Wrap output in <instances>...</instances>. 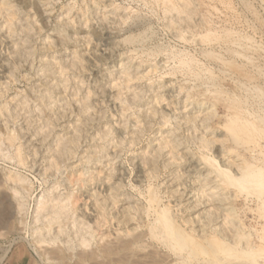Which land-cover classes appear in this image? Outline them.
Listing matches in <instances>:
<instances>
[{
    "label": "rangeland",
    "instance_id": "374dc122",
    "mask_svg": "<svg viewBox=\"0 0 264 264\" xmlns=\"http://www.w3.org/2000/svg\"><path fill=\"white\" fill-rule=\"evenodd\" d=\"M0 9V64L5 66L0 69V135L18 136L16 146L5 140L0 147V173L18 172L26 179L23 187L12 185L20 197L10 198L8 227L0 220V264H142L141 259L186 264L188 256L187 264H251L254 256L245 243L232 246L231 255L222 254L223 261L201 250L192 255L187 249L180 256L149 236V220L166 206L185 233L204 226L197 237L204 245L235 229L256 242L264 226L259 202L229 185H208L210 175L220 180L207 175L203 155L216 156L235 175L240 168L228 161L239 160V154L264 167V138L260 144L238 142L227 128L234 115L264 125V0H0ZM60 140H78L76 157L51 170L50 155ZM17 144L28 160L22 167L6 157ZM88 153L99 161L81 163ZM70 177L87 180L69 184ZM151 193L159 197L153 206L147 200ZM50 194L80 197L76 207L88 210L92 219L70 213L67 227L75 230L76 221L85 233L72 229L62 241L41 246L35 237L42 234L33 232L45 222L36 220V209ZM229 201L235 215L227 218ZM99 218L102 226L95 222ZM55 231L57 226L48 236L54 238ZM141 231L148 236L130 248L99 255L96 262L79 260L118 235L129 241ZM82 239L89 245L82 246ZM55 253L66 260L51 258ZM258 260L264 264V253Z\"/></svg>",
    "mask_w": 264,
    "mask_h": 264
},
{
    "label": "bare ground",
    "instance_id": "6f19581e",
    "mask_svg": "<svg viewBox=\"0 0 264 264\" xmlns=\"http://www.w3.org/2000/svg\"><path fill=\"white\" fill-rule=\"evenodd\" d=\"M167 1H170V0H167ZM191 1V0H190ZM166 3V2H165ZM164 3V4H165ZM193 3V2H192ZM190 4V3H189ZM6 5V4H5ZM174 5V4H173ZM172 5V6H173ZM227 5H230V4H227ZM188 6V5H187ZM6 7V6H5ZM171 6L167 7L168 10ZM184 7V6H183ZM9 8V6L7 7ZM12 9V8H11ZM166 9V8H165ZM172 9H175V8H172ZM1 10V9H0ZM186 11V10H185ZM183 11V12H185ZM182 12V11H181ZM167 13V12H166ZM176 13V12H175ZM174 18V17H173ZM186 19V18H185ZM10 20V19H9ZM15 20V19H14ZM178 20V19H177ZM173 21V20H172ZM180 21V19H179ZM172 24V23H171ZM183 24V23H182ZM186 24V23H185ZM10 32V31H9ZM184 34V33H183ZM210 34V33H209ZM12 35V34H11ZM208 35V34H207ZM233 35V34H232ZM181 38V36H178ZM214 37H216L214 35ZM211 38V37H209ZM207 38V39H209ZM214 39V38H213ZM226 39V38H225ZM228 39V38H227ZM218 40V39H217ZM229 41V40H228ZM232 41V40H231ZM235 41V40H233ZM211 42V41H210ZM233 43V42H232ZM230 42V44H232ZM246 45V44H245ZM18 49V48H17ZM21 49V48H20ZM21 51V50H20ZM214 53V52H213ZM1 55V54H0ZM20 55V53H19ZM18 56V55H17ZM16 56V57H17ZM142 56V55H141ZM1 57V56H0ZM173 57V56H172ZM218 57V56H217ZM193 60V59H192ZM197 60V59H196ZM2 61V60H1ZM18 61V57L14 60V62H17ZM190 61V60H189ZM246 61V60H245ZM248 61V60H247ZM11 62V61H10ZM228 62V60H227ZM75 63V62H74ZM183 63V61H182ZM185 63V62H184ZM183 63V64H184ZM187 63V62H186ZM160 64V63H159ZM163 64V63H162ZM181 64V62L179 63ZM194 64V63H193ZM21 65V64H20ZM228 65V64H227ZM198 66V65H197ZM4 65L3 64H0V69L3 71L4 69ZM64 67V66H63ZM129 67V66H128ZM127 68V67H126ZM159 68V67H158ZM240 68V67H239ZM242 68V67H241ZM154 69V68H153ZM0 70V71H1ZM12 71V70H11ZM234 71V70H233ZM60 72V71H59ZM47 73V72H46ZM63 73V72H62ZM147 73V72H146ZM242 73V72H241ZM246 72H244L245 74ZM143 75V74H142ZM164 75V74H163ZM247 75H249V73H247ZM246 75V76H247ZM135 76V75H134ZM250 76V75H249ZM252 76V75H251ZM133 77V76H132ZM247 79L250 80L249 77H245ZM252 79V78H251ZM121 80V79H120ZM136 80V79H135ZM123 81V80H122ZM113 82V81H112ZM189 82V81H188ZM193 83V82H192ZM52 85V84H51ZM161 85V84H160ZM192 87V86H191ZM121 89V88H120ZM139 89V88H138ZM260 90V89H259ZM40 91V90H39ZM44 92V91H43ZM42 92V93H43ZM259 93V92H258ZM44 94V93H43ZM49 96V95H48ZM261 96V95H260ZM1 97V96H0ZM167 98V97H166ZM4 99V98H3ZM45 99V98H44ZM158 100V99H157ZM52 101V100H51ZM79 101V100H78ZM83 101V100H82ZM155 101V100H154ZM159 101V100H158ZM42 102V101H41ZM241 103V102H240ZM9 105V104H8ZM11 105V104H10ZM196 105V104H195ZM84 108L87 107L86 104L83 105ZM47 107V106H46ZM196 107V106H195ZM236 107V106H235ZM28 108V107H27ZM153 108V107H152ZM238 109L240 107H237ZM53 109V108H52ZM237 110V109H235ZM147 111V110H146ZM239 110H237L238 112ZM247 111V109H246ZM1 112V111H0ZM30 112V111H29ZM206 112V111H205ZM241 112V110L239 111ZM248 112V111H247ZM141 113V112H140ZM149 113V112H148ZM181 113V112H180ZM214 113V112H213ZM249 113V112H248ZM164 114V113H163ZM235 114V113H234ZM247 114V113H246ZM65 115V114H64ZM155 115V113H154ZM184 115V114H183ZM261 115V114H260ZM53 116V115H52ZM231 116V115H230ZM246 116V115H245ZM262 116V115H261ZM148 117V116H147ZM208 118V117H207ZM246 118V117H245ZM242 119L241 116L239 115H234V116H231L230 119L228 120V123H227V128L228 130L230 131V133L233 135V137L235 138V140H240L241 142H245L246 140H258V139H262L264 138V125L261 123L262 121L260 122H255L253 120H249V119ZM263 118V117H262ZM137 119V118H136ZM169 119V118H168ZM203 119V118H202ZM4 120V119H3ZM36 120V119H35ZM127 121V119H126ZM253 121V122H251ZM12 122V121H11ZM39 122V121H38ZM162 122V121H161ZM166 122V121H165ZM167 123V122H166ZM55 124V123H54ZM160 124V123H159ZM166 125V124H165ZM198 125V124H197ZM112 126V125H111ZM146 126V125H145ZM47 128V127H46ZM76 128V127H75ZM13 130V129H12ZM44 130V128H43ZM186 130V129H185ZM111 131V130H110ZM109 131V132H110ZM108 132V133H109ZM164 132V131H163ZM46 133V132H45ZM165 133V132H164ZM172 133V132H171ZM1 134V133H0ZM22 134V133H21ZM97 134V133H96ZM123 134V133H122ZM134 134V133H133ZM142 134V133H140ZM5 135V134H4ZM1 136L0 135V147L1 145L3 144V142L6 140L9 144V146L13 147V146H16V141H17V138L18 136L17 135H6V136ZM84 135V134H83ZM164 135V134H163ZM191 135V134H190ZM103 136V135H102ZM24 137V136H23ZM73 137V136H72ZM75 137V136H74ZM198 137V136H197ZM139 138V137H138ZM238 138V139H237ZM206 139H203V140H200V141H204ZM213 140V139H212ZM64 140H60L58 144V149L56 150V154L55 152L54 153H51L50 155V161H49V168H51V170L57 168L59 169L58 165L61 163H70L69 161L71 159H74L76 157V150H75V147H77L76 143L78 142V140H71V143H72V146H71V143L69 140H66L64 142H62ZM169 141V140H168ZM167 141V142H168ZM181 141V140H180ZM191 141V140H190ZM29 142V141H28ZM107 142V141H106ZM198 142V141H197ZM208 141H206L207 143ZM239 142V141H238ZM255 142V141H254ZM260 142V141H259ZM247 143V142H246ZM257 142H255V144H257ZM26 144V143H25ZM73 144H75V146L73 147ZM168 144V145H167ZM167 147L168 146H171V144L167 143ZM260 144V143H258ZM18 145V144H17ZM21 144L18 145L17 147H15L16 150L15 153L13 155H7L6 157L9 158L10 160L14 159L16 160V164L19 166V167H22L24 165H26V162L28 161L27 160V157L24 156L25 152L21 150ZM197 146V145H196ZM203 147L204 146H209V144H203L202 145ZM48 147V146H47ZM55 147V148H57ZM165 147V146H164ZM175 147V144H173L172 148ZM24 148V147H23ZM102 148V147H101ZM100 148V149H101ZM158 148V146H157ZM262 148V147H261ZM53 149L52 146L50 145V149H49V154L50 152H53ZM104 149V148H103ZM155 150V149H154ZM174 150V149H173ZM5 151V150H4ZM229 152H232L233 153V150H228ZM24 152V154H23ZM37 152V151H36ZM101 152V150L99 151ZM228 152V153H229ZM4 153V152H3ZM176 154V153H175ZM6 155V154H5ZM4 155V156H5ZM26 155V154H25ZM151 155V154H150ZM230 156V155H229ZM37 157V156H36ZM83 159H80L81 163H87V162H90L93 160H97L99 161V156L97 155H90L89 153L88 154H84L83 156ZM156 157V155H155ZM161 157V156H160ZM174 157V156H173ZM172 157V158H173ZM231 157V156H230ZM236 157H239V160L236 159L235 160H229L228 163L230 164H237L236 166H238V169L240 168V173L239 175H235L233 174V172L230 170V168H225L224 164L216 158V156H212L209 154L207 155H203V160L206 161L207 163V175L209 174H215V176L217 178H219L220 182L218 180H215L213 179L212 175H210V178H207L206 181H209L210 183L208 185L212 186V187H216V188H220V187H223L221 184L223 183V185H229L231 186L232 188H234L237 192L236 193H240L242 195H246L247 197L248 196H252V197H255V199L259 202L258 206L260 210V213L261 215L264 217V167L263 166H259L257 163L256 164H250V162H247V161H250V160H245L244 156L242 157V155H238ZM117 158V157H116ZM145 158V157H143ZM150 158V157H149ZM171 158V159H172ZM180 158V157H179ZM187 158V157H186ZM190 158V157H189ZM85 159V160H84ZM174 159V158H173ZM183 159V158H182ZM85 162H84V161ZM142 160V159H141ZM3 161V159H2ZM48 161V160H47ZM196 161V160H195ZM235 161V162H234ZM258 161V160H257ZM260 161V160H259ZM11 162V161H10ZM18 162V163H17ZM256 162V161H255ZM96 163V162H95ZM171 163V162H170ZM199 163V162H198ZM227 163V162H226ZM253 163V162H252ZM84 164V165H85ZM144 164V163H143ZM166 164V163H165ZM172 164V163H171ZM147 165H150V163H148ZM227 165V164H226ZM153 169V168H152ZM57 171V170H56ZM84 171H82V174H83ZM86 172V171H85ZM121 172V171H120ZM156 172V171H155ZM204 172V171H203ZM206 172V171H205ZM52 174V172H51ZM73 174L75 175V171L73 172ZM174 176V175H173ZM214 176V177H215ZM68 178V177H67ZM93 178V176H92ZM140 178V177H139ZM152 178V177H151ZM75 180H73L71 177L69 178V184H72V183H76L80 181L81 182H86L87 178H74ZM95 179V178H94ZM150 179V178H149ZM173 179V178H172ZM178 179V178H177ZM26 180V179H25ZM24 180V176L21 174V173H18V172H10L8 174H5V173H0V220H1V223L3 224L4 227H8V222H9V218L11 216V214H13V203L11 202V197H14L16 195L15 198L17 197H20V194L18 193V191L15 189L12 188V185L14 186H17L19 187L18 185H22L23 187V182L25 181ZM73 180V181H72ZM171 180V179H170ZM46 181V180H45ZM63 181V180H62ZM93 181V180H92ZM29 182V181H28ZM68 183V182H67ZM141 183V182H140ZM161 183V182H160ZM27 184V182H26ZM64 184V183H63ZM66 184V182H65ZM68 184V185H69ZM86 184V183H85ZM167 184V183H166ZM57 185V184H56ZM192 185V184H191ZM206 185V184H205ZM29 186V185H28ZM21 187V186H20ZM151 187V186H150ZM68 188V187H67ZM21 189V188H20ZM221 189V188H220ZM219 189V190H220ZM224 189V188H223ZM10 190H13L12 192V196L10 195L9 196V191ZM19 190V189H18ZM50 190V189H49ZM85 190H88V189H85ZM151 190V189H150ZM225 190V189H224ZM179 191V190H178ZM28 192V191H27ZM49 192V191H48ZM79 192V191H78ZM153 192V191H152ZM223 192V190H222ZM19 196H17L18 194ZM54 193V192H53ZM168 193V192H167ZM55 194V193H54ZM54 194H50L46 197H43V198H40L39 202H38V206H37V211H36V220H39L40 217L41 219L43 220V225L40 226V228H35L34 229V232L33 234H37L39 235V233L42 234V236L40 237H35L36 239V242L35 243H38V244H42L41 246L43 245H47V243H51L53 242L52 240H55L56 238H60V240L62 241V238L61 236L66 233L69 235V233L71 232V230L74 228H70V227H67L68 223H67V219L71 218L70 213H77L79 215L82 216L83 219H85L86 221L89 219L91 220L92 218L90 217V214L91 213H88V210L78 206L76 207V204L79 202V199L80 197H75L74 195L72 196V194H67L66 196H60L57 194L54 195ZM85 192L82 193V195H84ZM98 194V193H96ZM14 195V196H13ZM47 195V194H46ZM81 195V196H82ZM237 194H235L236 196ZM22 196V195H21ZM118 196V195H117ZM228 196V195H227ZM208 197V196H207ZM237 197V196H236ZM251 197V198H252ZM109 198V197H108ZM117 198V197H116ZM127 198V197H126ZM159 197H157V194L155 193H151L149 195V197H147V200H148V203L150 206H153V203H155V201H158ZM86 200V199H85ZM198 200V199H197ZM210 200V199H209ZM229 200V198H228ZM227 200V201H228ZM233 200V199H232ZM17 202L19 200H16ZM15 201V202H16ZM22 201V200H20ZM234 201V200H233ZM109 202V200H108ZM209 202V201H208ZM20 203V202H18ZM26 203V202H25ZM104 205H105V202H103ZM102 203V204H103ZM197 203V202H196ZM230 203V207L228 208V216L227 218H229L230 215H235V206H234V203L231 201H229ZM22 204V203H21ZM206 204V203H205ZM139 205V204H138ZM141 205V204H140ZM195 205V204H194ZM229 205V204H228ZM103 206V205H102ZM132 206V205H131ZM19 207L21 208L22 205H19ZM87 208H89V206L87 205L86 206ZM104 207V206H103ZM138 207V206H137ZM194 207H197L194 206ZM18 208V207H17ZM23 208V207H22ZM21 208V209H22ZM109 208V207H108ZM117 208V207H116ZM127 208V207H126ZM149 208V206H148ZM152 208V207H151ZM154 208V207H153ZM91 209V208H90ZM105 209V208H104ZM155 209H157L155 207ZM209 209V208H208ZM16 210H19V209H16ZM102 210V209H101ZM100 211V210H99ZM203 211V210H202ZM21 212V211H20ZM133 212V211H132ZM151 212V211H150ZM168 208L166 206H163L161 208H159L156 212H153V215H154V218L152 220H149V221H152L150 222L151 224L149 225L150 226V230H149V236L152 237V238H156L157 241L160 240V242L163 243V245L169 249L170 251L172 252H175L176 254H179L181 256V252L185 251V250H189L190 249V252L191 254L193 255L192 252L196 253V251H199L201 253V251L203 252H206V254H209V256H214V257H217L218 259L221 258V261H223V256L222 257V254L228 256V255H231L233 254V250L232 246L234 245H239V244H244L243 247L246 246L247 248V252H249L250 254H252V256H254V258L251 260V264H260L258 258L263 255L264 253V226L260 228L259 230V234L257 236V240L256 242L254 241H250L249 238H250V233L249 234H246L245 231L243 232V230L241 229H235V233L232 235L230 233H227V231H221L219 232L217 235L215 234L214 238L212 239V241L210 242H207L206 245H204V243H202L198 238L203 236V234H200V232H203L204 229L203 227L200 225L199 228L197 229H193L192 232H194L192 234V232L189 234L188 233H185V231H183L180 227V225L176 224L173 219H172V215L170 216L169 213H168ZM208 212V211H207ZM205 213V212H204ZM10 214V215H8ZM117 214V213H116ZM141 214V213H140ZM100 215H102L103 217L106 216L105 215V211L104 213H100ZM101 218L99 219H96V223L98 224V226H102L101 223H103L102 221H100ZM150 219V218H149ZM183 219V218H182ZM75 220V219H74ZM79 220V219H78ZM119 220V219H118ZM176 220V219H174ZM187 220V219H186ZM203 220V219H202ZM107 221V220H106ZM120 221V220H119ZM122 221V220H121ZM125 221V220H124ZM208 221V220H207ZM69 222V221H68ZM71 222V221H70ZM88 222V221H87ZM106 223V222H105ZM122 223V222H121ZM178 223V222H177ZM192 223V222H191ZM196 223V222H195ZM237 223V222H236ZM241 223V222H240ZM239 223V225H240ZM70 224V223H69ZM79 224V223H78ZM183 224V223H182ZM75 226V230L76 233L79 234L78 231H80L81 229H79L81 226L77 225L76 221H73V224ZM106 225V224H105ZM205 225V224H204ZM55 226H57L58 228V231H55L56 232V235L54 238H50L52 235H51V232L54 231L55 229ZM70 226V225H69ZM86 226V225H85ZM235 227L234 228H237L238 225H234ZM210 227V226H209ZM242 227V226H240ZM85 228V227H83ZM218 228V227H217ZM239 228V227H238ZM149 229V228H148ZM185 229V228H183ZM212 229V228H211ZM224 229V228H223ZM9 230V229H8ZM137 230V229H136ZM213 230V229H212ZM228 230V229H227ZM10 231V230H9ZM70 231V232H69ZM215 231V229H214ZM82 234L85 233L82 229V231H80ZM144 231H141V233L135 235L134 237L132 236V239L131 240H124L121 239V237L118 238V236L116 237L117 240L116 241H108V242H104L105 244L104 245H100L97 248H92L91 252L87 253V254H84L81 255L82 259H79L80 262H88L90 259L92 260V262H96L98 260V256L99 255H102V258L103 257H108V256H111L112 254L114 255L115 253H119L121 251H123L124 249L126 248H130L132 247L131 245H134L135 243H138L140 242L141 240H144L146 239V236L147 233H143ZM218 232V231H217ZM94 233V232H93ZM216 233V232H215ZM55 234V233H54ZM77 234V235H78ZM48 235H51V236H48ZM85 235V234H84ZM83 235V236H84ZM232 235V236H231ZM26 236V235H25ZM81 236V235H80ZM213 237V235H211ZM23 239H25L23 236H21ZM198 237V238H197ZM80 238V237H79ZM101 239L103 238V236L100 237ZM124 238V237H123ZM206 238H209L208 236ZM20 239V238H19ZM106 239V238H105ZM206 240V239H205ZM104 241V239H103ZM207 241V240H206ZM30 242V241H29ZM34 243V242H33ZM89 241H87L86 239H82V246L85 245V246H88L89 245ZM232 243V244H231ZM30 244V243H29ZM33 245V244H32ZM35 245L37 246V244H34L32 249L34 248L35 250H37L35 248ZM30 246V245H29ZM50 246V245H49ZM73 246V245H72ZM81 246V247H82ZM241 246V245H240ZM232 247V248H231ZM59 248V247H58ZM236 248V247H235ZM242 248V247H241ZM47 248H45V253H47L49 255L50 252H48L46 250ZM60 249V248H59ZM83 249V248H82ZM87 249V247H86ZM237 249V248H236ZM244 249V248H243ZM242 249V250H243ZM201 250V251H200ZM50 251V250H49ZM245 251V252H246ZM83 252V251H82ZM242 252V251H241ZM240 252V253H241ZM244 252V251H243ZM252 252V253H251ZM54 253V252H53ZM84 253V252H83ZM184 253V252H183ZM239 253V254H240ZM52 254V253H51ZM50 254L51 258H55V259H60L61 261H63L65 259V254H62L60 253V255H58V253H55L57 254L54 255V257H52V255ZM199 253H197L198 255ZM238 254V255H239ZM246 254V253H244ZM189 255V254H187ZM204 255V254H203ZM248 255V254H247ZM79 256V255H77ZM207 256V255H206ZM242 256V255H241ZM240 256V257H241ZM245 256V255H244ZM242 256V257H244ZM72 257V256H71ZM85 257V258H83ZM132 257V256H131ZM185 257H187L185 255ZM190 256H188V258H183V259H190L189 258ZM192 257V256H191ZM197 258H199V256H196ZM203 257V256H202ZM249 257V256H248ZM258 257V258H257ZM48 258V257H47ZM101 258V257H100ZM112 258V257H111ZM195 258V257H194ZM201 258V257H200ZM244 258H247L244 257ZM250 258V257H249ZM113 259V258H112ZM154 259V258H153ZM193 259V258H192ZM66 260V259H65ZM119 261H117L118 263L121 262L120 259H117ZM127 260V259H126ZM188 260H187V263H188ZM215 261H217L216 259H214ZM140 261V260H139ZM220 261V262H221ZM90 262V261H89ZM126 263H130L129 260L128 261H125ZM142 264H152L146 260H143L141 259L140 261ZM186 262V260H185ZM183 262V263H185ZM218 262V261H217ZM126 263H120V264H126ZM177 263V262H176ZM186 263V264H187ZM246 262L244 261H240V264H245ZM81 264V263H80ZM94 264H97V263H94ZM101 264V263H100Z\"/></svg>",
    "mask_w": 264,
    "mask_h": 264
}]
</instances>
